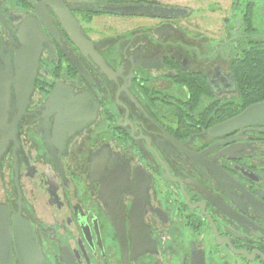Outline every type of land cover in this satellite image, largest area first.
Listing matches in <instances>:
<instances>
[{
    "label": "flooded vegetation",
    "instance_id": "af4514ba",
    "mask_svg": "<svg viewBox=\"0 0 264 264\" xmlns=\"http://www.w3.org/2000/svg\"><path fill=\"white\" fill-rule=\"evenodd\" d=\"M155 6L174 7L0 0V67L15 77L25 40L39 45L29 96L11 92L10 120L25 110L0 219L30 229L44 264H264V121L225 126L264 103L234 74L264 44L252 4L229 31Z\"/></svg>",
    "mask_w": 264,
    "mask_h": 264
},
{
    "label": "water",
    "instance_id": "95a60500",
    "mask_svg": "<svg viewBox=\"0 0 264 264\" xmlns=\"http://www.w3.org/2000/svg\"><path fill=\"white\" fill-rule=\"evenodd\" d=\"M142 6L143 5L129 4L120 7H109L106 11L111 14L128 15L132 14L136 9H140ZM155 8L166 12L185 10L179 7L165 6H155ZM66 15L67 22L71 19L76 22L70 11H67ZM61 18L64 20L66 16L62 15ZM81 37L82 35L79 33H73L72 35L73 41L79 45L80 42H82ZM32 40L33 39L29 41L25 40V51L20 52L17 56L15 77L13 76L11 68L4 70L0 67V164L10 144L17 141L19 132L18 124L25 110V108L19 107L17 116L13 121L10 120L12 88L16 90L19 101L27 99L37 75V68L39 66V45L38 43L35 44L34 41L31 42ZM24 90L27 91L25 94H23ZM260 121H264V103L249 107L237 118L225 124V126L236 123H243L246 125ZM12 236L14 237V245ZM14 250L16 251V256L20 264H44V259L38 246L34 242L30 229L21 226L17 229V232H15L14 228V233L12 234L9 221L0 219V264H14Z\"/></svg>",
    "mask_w": 264,
    "mask_h": 264
},
{
    "label": "rangeland",
    "instance_id": "374dc122",
    "mask_svg": "<svg viewBox=\"0 0 264 264\" xmlns=\"http://www.w3.org/2000/svg\"><path fill=\"white\" fill-rule=\"evenodd\" d=\"M128 1H141V0H128ZM154 1L159 4H168L175 6L188 7L193 10L194 16L204 17L205 20H209L210 30L217 31L222 29L224 24L225 30H234L242 24L241 10L247 9L248 5L252 4L249 8L252 14L253 25L256 28L257 33H264V0H143ZM239 3V8L233 11V4ZM104 23L122 21L110 17H101L95 19ZM132 23L141 21L140 19H131Z\"/></svg>",
    "mask_w": 264,
    "mask_h": 264
},
{
    "label": "trees",
    "instance_id": "16d2710c",
    "mask_svg": "<svg viewBox=\"0 0 264 264\" xmlns=\"http://www.w3.org/2000/svg\"><path fill=\"white\" fill-rule=\"evenodd\" d=\"M128 2V0H110ZM249 14L250 11H249ZM250 23V18H246ZM235 77L242 83L244 98L255 101L264 100V44H260L256 50L246 52L241 61L234 67Z\"/></svg>",
    "mask_w": 264,
    "mask_h": 264
}]
</instances>
